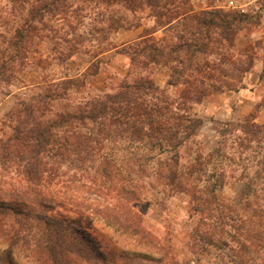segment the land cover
I'll return each mask as SVG.
<instances>
[{"label": "trees", "instance_id": "obj_1", "mask_svg": "<svg viewBox=\"0 0 264 264\" xmlns=\"http://www.w3.org/2000/svg\"><path fill=\"white\" fill-rule=\"evenodd\" d=\"M107 1L113 5L134 0ZM145 1L155 7L156 17L165 15L161 10L171 5L180 7L179 0ZM186 3L182 0L181 4ZM185 8L166 25L171 27L182 20L177 45L155 43L129 51L133 77L139 67H170L172 75L167 85L183 86L178 99L167 96L153 78L140 76L119 85L115 93L86 100L74 108L67 106L53 112L50 104L66 98L68 88L83 85L81 79L63 80L54 89L46 88L21 103L15 113L18 124L8 143L25 163L29 186L11 200L0 197V238L7 241V247L0 251V264H20L14 254L17 247H24L36 264H133L137 260H154L147 254L110 247L105 239L103 242L106 235L92 226L100 211L91 209L87 198H59L39 188L50 182L45 173L50 176L54 171L46 159L66 160L81 172L97 173L105 180L117 175L118 168L110 164L102 150V142L114 138L154 153L155 178L165 186L164 192L189 197L192 213L199 217L193 234L202 251L227 246L244 258L263 249L264 231L254 233L244 226L249 219L246 214L256 215L253 203L264 191V123L257 121L264 96L242 120L213 121L221 140L207 155L196 150L187 158L181 150L194 143L204 123L201 117L184 111L183 106L189 104L192 110L208 95L244 88V78L254 67L253 59L246 65L228 61L231 69L227 70L215 62H200L196 55L203 52L209 57L233 46L239 24L250 16L221 9L195 13L191 6ZM142 56L147 60H141ZM234 76L237 83L223 78ZM263 77L264 72L260 79ZM61 87L66 92L61 93ZM228 148L239 154L238 159L225 152ZM246 151H253L254 158L241 162ZM228 179L242 185L239 206L217 196V189ZM132 193L135 190H124L122 205L104 214L113 219L117 228L141 235L140 220L129 204ZM262 206L257 215L263 219Z\"/></svg>", "mask_w": 264, "mask_h": 264}, {"label": "rangeland", "instance_id": "obj_2", "mask_svg": "<svg viewBox=\"0 0 264 264\" xmlns=\"http://www.w3.org/2000/svg\"><path fill=\"white\" fill-rule=\"evenodd\" d=\"M179 1L181 8L171 5L161 10L165 15L156 17L155 7L145 0L124 4L122 1L113 5H109L107 0H0L1 198L11 200L29 186L23 168L25 163L13 152L8 139L13 137L18 124L15 113L21 103L38 96L46 88L54 89L56 84L66 79L84 81L81 86L68 88L66 98L51 103L53 112L115 93L119 85L140 76L151 77L154 81L156 77L165 94L178 99L183 86L167 85L172 75L170 67L155 64L148 68L139 67L133 77L130 75L133 71L130 52L155 43L177 45L179 40L176 35L183 28L180 26L182 20L171 27L166 25L187 6H191L195 13L221 9L250 16L248 21L239 24L240 30L235 35L233 46L218 50L220 54L209 57L199 52L196 60L215 62L229 70L228 61L246 65L253 59L254 65H258L253 67V71L264 72V0H183L187 2L185 5L181 4L182 0ZM140 59L147 60L143 56ZM232 74L236 76L238 73ZM252 74L250 72L246 76L253 84L252 79L257 80V73ZM235 76L223 78L237 83ZM259 86L258 93L264 94V82ZM59 91L66 92L62 87ZM183 108L195 116L202 117L203 114L204 119L202 128L193 139L194 143L181 149L183 156L188 158V153L194 154L196 150L207 155L221 140L211 123L214 114L210 115L198 107L191 110L189 104ZM258 121L264 123V113L260 114ZM127 141L114 138L102 142L106 159L119 170L110 179L105 180L97 173L81 172L68 161L53 158L45 160L54 169L50 176L45 173V179L51 178L50 182L39 188L59 198H87L89 207L100 211L93 218L92 226L106 235L107 239L102 238L103 242H108L110 247L140 252L154 259L137 260L133 264H264V247L260 252H251V256L244 255V258L227 246L202 251L198 237L193 234L199 217L193 215L189 197L164 192L165 186L155 178L154 153ZM225 152L236 159L239 157L229 148ZM254 155L253 151H246L241 162L244 158L253 159ZM124 190H135L129 204L140 220L144 231L141 235L117 228L113 219L104 214L106 210L115 206L118 209L122 205ZM217 196L230 205L239 206L242 185L228 179L217 189ZM261 205L264 208V191H260L254 200L256 215L246 214L245 217L249 219L244 227H249L254 233L264 231V218L257 215ZM4 220L7 221L6 218ZM6 247L7 241L0 238V251ZM14 254L20 264H36L24 247L15 248Z\"/></svg>", "mask_w": 264, "mask_h": 264}, {"label": "crops", "instance_id": "obj_3", "mask_svg": "<svg viewBox=\"0 0 264 264\" xmlns=\"http://www.w3.org/2000/svg\"><path fill=\"white\" fill-rule=\"evenodd\" d=\"M256 67H258V65L257 66L254 65V68ZM262 67L264 68V66ZM254 68L247 73V75L250 72L251 73L253 72L252 75L257 73V80L255 78L252 79L253 84L248 82L249 80L246 76L244 80L245 83L244 88L238 91H224V92L213 93L211 95L204 97L200 103L194 104L193 107L195 109L197 107L201 108L203 109L204 112L210 113V115L214 114L213 117L211 118L212 125L214 120L226 122V121H237L244 119L253 111L255 105L259 101H261L262 97L264 96L262 92L258 93L260 87L259 85L264 82V77L263 79H260L261 73L259 74L258 72L253 71ZM155 81L159 86L161 85V82H158V80H156V77H155ZM263 113H264V107L261 108V111L259 112L257 117V121L260 114ZM201 115L203 117V114Z\"/></svg>", "mask_w": 264, "mask_h": 264}]
</instances>
